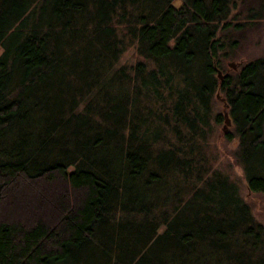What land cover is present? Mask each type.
I'll return each instance as SVG.
<instances>
[{
  "label": "trees",
  "instance_id": "16d2710c",
  "mask_svg": "<svg viewBox=\"0 0 264 264\" xmlns=\"http://www.w3.org/2000/svg\"><path fill=\"white\" fill-rule=\"evenodd\" d=\"M179 1L0 0V264H264V0Z\"/></svg>",
  "mask_w": 264,
  "mask_h": 264
},
{
  "label": "rangeland",
  "instance_id": "374dc122",
  "mask_svg": "<svg viewBox=\"0 0 264 264\" xmlns=\"http://www.w3.org/2000/svg\"><path fill=\"white\" fill-rule=\"evenodd\" d=\"M179 0H175V3H179ZM235 33V32H233ZM232 37L238 39V44L233 47L231 55L224 59L221 71L226 73L230 68L237 67L239 62L243 59L251 58L256 55L264 53V11L261 17L255 18L251 21L250 26L243 30V33L233 34ZM1 50V47H0ZM137 54L134 52L132 46H129L122 54L120 61L128 62L133 60ZM229 60L234 61L235 66L228 63ZM225 107L222 93L217 90L213 97V112L221 111L223 114V108ZM223 119L215 124V130L209 137V147L214 153V163L223 170L227 171L232 177H234L239 185L240 191L244 198L249 202L251 209L255 216L264 225V192L249 190L246 186L244 174L241 165L235 160L232 149L236 144V137L228 139L223 135ZM227 128V127H226Z\"/></svg>",
  "mask_w": 264,
  "mask_h": 264
},
{
  "label": "water",
  "instance_id": "95a60500",
  "mask_svg": "<svg viewBox=\"0 0 264 264\" xmlns=\"http://www.w3.org/2000/svg\"><path fill=\"white\" fill-rule=\"evenodd\" d=\"M228 63H229L230 65H233V66H235V64H236V63H235L234 61H232V60H229ZM224 74H225V73H223V72L221 71V69L218 68V75H219V77H222ZM222 97H223V96H222ZM223 116H224V122H223L222 127H223V129H226L228 123L230 122V116H229V114H228V111H227L226 107L223 108Z\"/></svg>",
  "mask_w": 264,
  "mask_h": 264
}]
</instances>
